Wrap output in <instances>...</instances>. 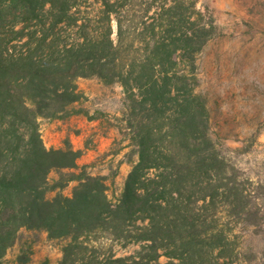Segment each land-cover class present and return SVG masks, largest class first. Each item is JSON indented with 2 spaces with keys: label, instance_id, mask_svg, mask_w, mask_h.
<instances>
[{
  "label": "trees",
  "instance_id": "16d2710c",
  "mask_svg": "<svg viewBox=\"0 0 264 264\" xmlns=\"http://www.w3.org/2000/svg\"><path fill=\"white\" fill-rule=\"evenodd\" d=\"M216 28L198 0H0V264L24 229L63 241L60 264H242L244 230L264 238V194L196 89ZM93 76L123 86L138 156L115 202L80 150L40 131Z\"/></svg>",
  "mask_w": 264,
  "mask_h": 264
},
{
  "label": "rangeland",
  "instance_id": "374dc122",
  "mask_svg": "<svg viewBox=\"0 0 264 264\" xmlns=\"http://www.w3.org/2000/svg\"><path fill=\"white\" fill-rule=\"evenodd\" d=\"M198 6L217 28L199 56L197 92L207 102L214 136L240 168L249 190L264 194V0H198ZM76 82L80 99L57 116L40 117L41 135L48 148L80 150L79 164L106 177L115 202L138 159L126 94L120 83L105 84L96 76ZM57 177V172L51 174ZM76 184L70 182L64 194L72 195ZM243 234L242 264H262L264 238L252 236L250 229ZM23 244L26 264H60L63 241L35 229L22 231V241L8 250V264L15 263Z\"/></svg>",
  "mask_w": 264,
  "mask_h": 264
}]
</instances>
